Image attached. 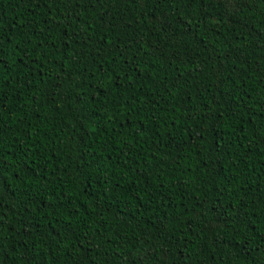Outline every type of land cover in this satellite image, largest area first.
Listing matches in <instances>:
<instances>
[{
    "label": "trees",
    "instance_id": "16d2710c",
    "mask_svg": "<svg viewBox=\"0 0 264 264\" xmlns=\"http://www.w3.org/2000/svg\"><path fill=\"white\" fill-rule=\"evenodd\" d=\"M0 264H264V0H0Z\"/></svg>",
    "mask_w": 264,
    "mask_h": 264
}]
</instances>
